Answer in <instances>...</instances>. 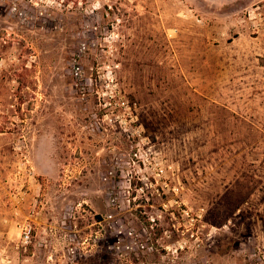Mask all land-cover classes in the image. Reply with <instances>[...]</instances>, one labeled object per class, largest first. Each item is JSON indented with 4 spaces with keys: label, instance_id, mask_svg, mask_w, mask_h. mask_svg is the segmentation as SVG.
<instances>
[{
    "label": "rangeland",
    "instance_id": "obj_1",
    "mask_svg": "<svg viewBox=\"0 0 264 264\" xmlns=\"http://www.w3.org/2000/svg\"><path fill=\"white\" fill-rule=\"evenodd\" d=\"M0 264H264V0H0Z\"/></svg>",
    "mask_w": 264,
    "mask_h": 264
},
{
    "label": "trees",
    "instance_id": "obj_2",
    "mask_svg": "<svg viewBox=\"0 0 264 264\" xmlns=\"http://www.w3.org/2000/svg\"><path fill=\"white\" fill-rule=\"evenodd\" d=\"M247 196L244 198H238L235 197L234 195H224L223 199L221 200L222 203L226 206V210H227V215H225L224 217H220V219L217 221H215L213 224L216 226H222L225 224V222L229 219V217L235 213L246 201Z\"/></svg>",
    "mask_w": 264,
    "mask_h": 264
},
{
    "label": "built area",
    "instance_id": "obj_3",
    "mask_svg": "<svg viewBox=\"0 0 264 264\" xmlns=\"http://www.w3.org/2000/svg\"><path fill=\"white\" fill-rule=\"evenodd\" d=\"M29 238H30V233L27 232V233H26V239L29 240Z\"/></svg>",
    "mask_w": 264,
    "mask_h": 264
}]
</instances>
